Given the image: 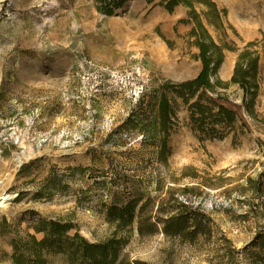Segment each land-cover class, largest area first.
Wrapping results in <instances>:
<instances>
[{"label": "rangeland", "instance_id": "1", "mask_svg": "<svg viewBox=\"0 0 264 264\" xmlns=\"http://www.w3.org/2000/svg\"><path fill=\"white\" fill-rule=\"evenodd\" d=\"M213 1L226 11L222 32L207 26L214 41L264 42V0ZM158 2L125 0L106 16L94 0H0V264H11L9 231L33 234L37 217L67 220L69 235L92 243L122 237L119 257L130 264H264L254 243L264 232V48L249 131L235 124L223 139L200 141L186 106L165 92L174 116L162 164L157 143L131 125L165 83L194 78L200 62L189 27L177 23L186 9L168 13ZM236 58L225 51L223 82ZM217 91L239 103L236 86ZM259 176V196L243 191ZM133 197L139 206L150 199L145 211L159 207L158 217L185 205L210 235L139 237L136 218L117 227L107 210Z\"/></svg>", "mask_w": 264, "mask_h": 264}, {"label": "trees", "instance_id": "2", "mask_svg": "<svg viewBox=\"0 0 264 264\" xmlns=\"http://www.w3.org/2000/svg\"><path fill=\"white\" fill-rule=\"evenodd\" d=\"M94 2L98 11L112 16L123 6L125 0ZM156 5L168 13L178 7L186 9L185 17L177 23L189 27L186 37L189 45L197 50L195 60L200 62V70L194 78L180 83H165L162 91L157 92L149 101L148 115L136 116V123L131 125L132 129H138L142 133L143 143H157L156 158L160 163L166 164L170 154L168 137L174 113L172 98L167 97L165 92L168 91V95L171 94L186 106L191 129L200 141L223 139L235 124L249 131L247 116L255 117V103L260 87V49L264 48V42L255 40L241 49H236L225 42L214 41L207 26L222 32L226 11L220 10L213 0H159ZM225 51L237 53L228 82H223L218 77V71L224 63ZM230 85L236 86L240 92L239 103L217 91L226 90ZM128 123L132 124L130 121ZM261 174H264V163ZM262 187L259 176L256 180L249 179L243 191L249 190L254 196H259ZM149 203L150 199H147L139 206V199L133 197L121 207H110L106 213L109 220L117 223V227L124 228L136 218L139 237L153 236L160 232L170 238L195 242L199 236L210 235L207 220L187 206L173 203L165 217H158L161 211L159 207L156 211L152 207L145 211ZM261 206L264 209V199ZM30 227L33 234L9 231L14 236L11 241V264H50V257L55 255L64 256L67 264H130L119 257L126 240L115 234L103 241L92 243L77 232L69 235L68 231L73 229L69 221L49 217L34 218ZM0 230L5 232L3 223L0 224ZM37 234L44 236L37 239ZM254 243L259 252L264 254V232L258 233ZM134 264L139 263L135 261Z\"/></svg>", "mask_w": 264, "mask_h": 264}, {"label": "bare ground", "instance_id": "3", "mask_svg": "<svg viewBox=\"0 0 264 264\" xmlns=\"http://www.w3.org/2000/svg\"><path fill=\"white\" fill-rule=\"evenodd\" d=\"M2 199H3V198H2ZM3 200H5V198H4Z\"/></svg>", "mask_w": 264, "mask_h": 264}, {"label": "crops", "instance_id": "4", "mask_svg": "<svg viewBox=\"0 0 264 264\" xmlns=\"http://www.w3.org/2000/svg\"><path fill=\"white\" fill-rule=\"evenodd\" d=\"M225 59V58H224Z\"/></svg>", "mask_w": 264, "mask_h": 264}]
</instances>
